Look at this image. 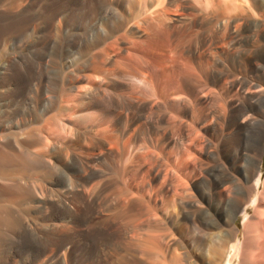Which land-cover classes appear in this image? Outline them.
Listing matches in <instances>:
<instances>
[{"label": "rangeland", "instance_id": "374dc122", "mask_svg": "<svg viewBox=\"0 0 264 264\" xmlns=\"http://www.w3.org/2000/svg\"><path fill=\"white\" fill-rule=\"evenodd\" d=\"M143 1L150 0H0V170L25 175L24 191L14 185L18 182L0 179V264H229L232 247L243 238L242 210L246 208L251 221L262 214L264 217V196L260 198L264 195V104L257 105L253 96L242 95L244 89L264 88L263 2L239 0L242 6L231 16L211 14L205 6L207 0H198V6L194 0H159V13L170 9L163 17L180 18L177 22L164 18L165 25H171L174 33L182 31L194 38L182 46V51L194 61L200 54L206 61H195L197 81L195 76L192 82L184 80V92L179 94L182 100L172 110L153 103L161 80H146L138 74L133 81L134 76L126 77V71L123 76L120 71L126 70L122 59H126L125 47L129 45L123 23L131 12H141L142 20L149 18L150 2ZM110 29L124 33L118 38L119 43L126 44L124 53L110 59L108 65L118 67L114 64L121 58V68L108 74L110 77L94 76L99 81V86L95 85L105 90L90 102L95 106L88 110L91 116L81 117L88 121L79 118L83 121L79 127L59 130L62 140L47 148L49 158H6L4 153L17 151L16 139L54 113L61 88L66 92L72 86L74 70L82 63V59L73 58L76 52L84 55V49L78 50V40ZM143 37H147L145 31L140 39ZM258 37L259 43L245 44L242 40ZM145 45L144 52L152 57L151 65L160 77L167 52ZM222 45L224 53L217 49ZM233 56L238 57L234 63ZM222 70L231 76L237 74L229 82L233 88L226 93L219 83ZM100 79L109 81L106 85ZM134 84L138 91L135 96L131 93ZM83 91L70 93L80 98ZM129 96L139 97L141 105L131 106ZM91 111L95 119L100 113L107 116L114 139L90 126L94 121ZM243 116H249V122L243 124ZM254 122L256 127L250 125ZM245 153L250 159L244 158ZM260 157L262 184L254 192L251 178ZM254 197L260 198L259 208L250 205ZM227 204L237 210L235 217L225 211ZM257 220L255 223L263 227L250 225V237L242 248L252 255L241 251L252 260L249 257L248 263L240 254L236 264H244V260L264 264V238H260L264 237V218ZM251 237L263 242L256 244ZM214 247L221 248L223 255H216Z\"/></svg>", "mask_w": 264, "mask_h": 264}, {"label": "bare ground", "instance_id": "6f19581e", "mask_svg": "<svg viewBox=\"0 0 264 264\" xmlns=\"http://www.w3.org/2000/svg\"><path fill=\"white\" fill-rule=\"evenodd\" d=\"M149 1V0H148ZM173 1V0H172ZM200 1V0H199ZM198 0L197 1H195L194 0V2L196 3L197 2V6H198V2H199ZM202 1V0H201ZM200 1V2H201ZM238 1L239 0H220V1H216V0H207V5H205V6H207L206 8L208 9V10H210L211 11V14H212V12H222V14H223V12L225 13V14H228V15H231V16H234V15H232L233 13H235L236 11H239V8H240V6H242V4L239 6L238 5ZM242 0H240V2H241ZM245 1H248V0H245ZM263 2L262 4H264V0H251V2H254V3H257V2ZM128 2V1H127ZM133 2V1H132ZM138 2V1H137ZM145 1H143V3H144ZM150 2V4H148ZM148 3H146L145 2V4H148V8H147V12L148 13H150L151 15H149V18H144L143 20L141 19L142 17L140 16V14L139 13H141V12H139V13H130L129 11H127V9H126V11H127V13L129 12L130 14H127L126 16V21L124 22V21H121V20H124V19H122L121 18V20H119L120 21V23L121 22H124L123 24L125 25L123 28H125V35H127V39H129L128 41H129V43H127V44H129V45H127L126 46V44L124 45L123 44V42H122V40H120L122 43H119V39L121 38V37H123L124 36V33H122L121 31L122 30H124V29H122V25L120 26V30H118V29H113L112 31H111V29H110V31L111 32H108V31H106V30H100L99 31V35H98V33H97V35H94L93 36V34L92 33H89L87 36L85 35V36H83V38H81L80 40H78V50L80 49V48H82V49H84L83 51H84V55H82V56H80V55H78L79 53L78 52H76L75 54H76V56H75V54H74V58H73V60H75L76 61V59H78V58H80V59H82L81 60V68H79V67H77L75 70H74V79L72 80L73 82L71 83L72 84V86L70 87V88H68L67 89V91L66 92H64V90L61 88V86H60V88H61V90L59 91L60 92V94L58 93V95H59V101H57V103H58V107L56 108V109H54L55 111H54V113L52 114V115H50L49 117H47V118H45L44 117V119L42 120L43 122H42V124L40 125V126H38L37 128H35V129H33L32 131H27L25 134H23L22 135V138L21 139H16L15 140V144H16V148H17V151L15 152L14 151V153H10V154H8V153H4L3 155H5V156H7L6 158H9L10 159V157H17V158H19V159H25L26 161H27V159H34V160H38V161H42V160H44L45 159V157L46 158H49L48 156H49V152H50V150H47V148L49 149V147H50V149H51V147H53V146H57L58 145V142L60 141V140H62L61 138H62V136L60 137V133H61V131H59V130H66V128L68 127V128H75L76 126L77 127H79V125L81 124V122L83 123V121H81L80 119H83V118H81V117H87V118H89L91 115L88 113V110H91L92 108H94L95 106H92L91 105V103H92V100H93V98H94V96H96V95H100V92L102 93V90L104 91L105 89H103V88H99V87H97L96 85H95V82L97 83V82H99V81H97L95 78L96 77H100L101 75H105V77H106V75H108V74H112V72L115 70L116 71V68H117V70L119 69L118 67H120L121 68V64L120 63H122L121 61L123 60L124 62L122 63V67H124L123 66V64L125 65V63H126V70L123 68L122 70H120V71H122L123 72V76H124V72L126 71V73H125V75H126V77L128 76L129 78H131L132 76H134L132 79H133V81L135 80L136 81V79H138V78H136L137 76H138V74H143L144 75V77L146 78V80L147 79H149V80H156V79H159V80H161V83H159V85H157V87H158V91H156L157 93H155V97H154V102L153 103H155V104H161V105H166L167 107H170L172 110L173 109H175L176 108V106H177V103H178V100H182V97L181 96H179V94H181V93H183L184 92V89H185V84L184 83H186L187 82V80H188V82H192V78L195 76V65H196V62L195 61H197V63L199 62V63H203V57L201 56V54L200 55H197V56H199L198 58H196L195 57V61L194 60H192L193 58H191V55L189 56V54H186V52L184 53L183 51H182V46L185 44V43H187L188 41L190 42L191 40H192V38H193V36H191V35H189V34H187V33H184V32H182V31H179V32H177V33H174L173 32V28L171 27V25L170 24H168V25H170V26H166L165 25V20H164V18L165 19H167L169 22H177L178 21V18H179V16H178V18H177V15H175L174 14V12H176V11H173V15H175V16H169V17H171V18H166V17H163L165 14H163L164 13V11H163V13H159V12H162L161 10L159 11V9L160 8H158V7H160V5L162 6V4H160V1L159 0H156V2L154 1V0H150ZM243 2V1H242ZM241 2V3H242ZM250 2V3H251ZM141 3V2H140ZM162 3V2H161ZM164 3V2H163ZM172 3H174V2H172ZM203 3H205V2H203ZM244 3V2H243ZM131 4V3H130ZM134 4H135V2H134ZM240 4V3H239ZM132 5H133V3H132ZM175 5V4H174ZM247 5V4H246ZM245 5V6H246ZM164 6H166V5H164ZM199 6H201L200 4H199ZM264 6V5H263ZM128 7V6H127ZM145 7H146V5H145ZM174 7H179V6H174ZM157 8H158V11H157ZM165 8V7H164ZM163 8V9H164ZM180 8V7H179ZM179 8H176V9H178L179 10ZM162 9V8H161ZM169 9V8H168ZM201 9H203V8H201ZM205 9V8H204ZM243 9V8H242ZM109 10V9H108ZM131 10H133V8L131 9ZM146 10V9H145ZM170 10V9H169ZM169 10H167V12L165 11V13H166V16H167V14L169 13L170 14V11ZM207 11V10H206ZM246 11V10H245ZM252 11H253V9H252ZM135 12H137V11H135ZM146 12V11H145ZM172 12V11H171ZM203 12H205V10H203ZM244 12V11H243ZM106 13V15H107V13H108V11L105 9V12H104V14ZM178 13H179V11H178ZM202 13V12H201ZM208 13V12H207ZM146 14V13H145ZM168 14V15H169ZM172 14V13H171ZM144 14H142V16H143ZM148 15V14H147ZM163 15V16H162ZM220 15V14H219ZM230 16V17H231ZM121 17H123V16H121ZM180 17H181V14H180ZM222 17V16H221ZM223 18V17H222ZM226 18V17H225ZM235 18V17H234ZM237 18H238V16H237ZM241 18V17H240ZM119 19H120V17H119ZM180 19V18H179ZM209 19V18H208ZM231 20H233V18L231 19ZM231 20H229V21H231ZM233 21H235V20H233ZM232 21V22H233ZM103 22V21H102ZM168 22V23H169ZM242 22V25H243V21H241ZM228 23H230V22H228ZM245 23V22H244ZM172 24V23H171ZM173 24H175V23H173ZM172 24V25H173ZM178 24V23H177ZM239 24H240V22H239ZM246 24V23H245ZM114 25V24H113ZM228 26H229V24H228ZM235 26H236V24H235ZM113 27V26H112ZM114 27H116L115 25H114ZM230 27V26H229ZM111 28V27H110ZM223 28H224V26H223ZM223 28H221V29H223ZM235 28V27H234ZM243 28V27H242ZM253 28V26L251 27V29ZM256 28V27H255ZM219 29V28H218ZM264 29V28H263ZM180 30V29H179ZM259 30V29H258ZM145 31V34H147V37L144 39V37H143V39L144 40H141L140 39V35H141V33H143ZM184 31V30H183ZM188 31H190V30H188ZM215 31H218L217 29H215ZM222 31V30H221ZM235 31H237V30H235ZM256 31H257V29H256ZM121 32V33H120ZM147 32V33H146ZM187 32V31H186ZM195 32V31H194ZM220 32V31H219ZM264 32V31H263ZM191 33V32H190ZM192 33H193V31H192ZM196 33V32H195ZM215 33V32H214ZM96 34V33H95ZM216 34V33H215ZM218 34V33H217ZM143 35V34H142ZM195 35V34H194ZM210 35V34H209ZM121 36V37H120ZM120 37V38H119ZM192 37V38H191ZM208 37H210V36H208ZM110 38H113V40H109ZM119 38V39H118ZM194 39V38H193ZM212 39V38H211ZM215 39V38H214ZM260 38L258 37V38H256V39H242L243 40V42L246 44H248V43H250V42H252V44H253V42H258V41H260L259 40ZM83 40V42L81 43V45H79L80 44V42ZM216 40V39H215ZM125 41H126V39H125ZM195 43V42H194ZM259 43V42H258ZM83 44V45H82ZM123 44V45H122ZM145 44H147V46H150V47H152V46H156V47H161V48H164V51L165 52H167V57H166V64L164 65V67H163V71H162V75H160V77L157 75V73H156V71L153 69V67H152V65H151V63H152V57H150L149 55H147V54H145V52H144V48H147V47H144L143 48V46L145 45ZM192 44V43H191ZM190 44V45H191ZM197 44H199L198 42H197ZM196 44V45H197ZM211 45H213V44H211ZM210 45V46H211ZM219 45V44H218ZM124 46H126L125 47V53H127V57H125L126 59V62H125V60L124 59H122L121 61H119L121 58H119V62L117 61V63L115 62V64L114 65H116V64H118V67H117V65H116V68H113V67H110V66H113V64L111 65L110 64V66H108L109 65V61H110V59H114V58H116L115 56H117V55H119V54H123L124 52ZM146 46V45H145ZM215 46V45H214ZM156 47H154V48H156ZM198 48H199V45L197 46ZM218 47V46H217ZM221 47H223V45L222 46H219V48H217V49H219V52L220 53H224V49L223 48H221ZM224 47H226V46H224ZM141 48V49H140ZM182 48V49H181ZM215 48V47H214ZM264 48V47H263ZM68 49V48H67ZM81 49V50H82ZM209 49V48H208ZM210 49H211V47H210ZM91 50H94L95 52L94 53H92V51ZM154 50V49H153ZM185 50V49H184ZM213 50V49H212ZM234 51H235V48L233 49ZM264 50V49H263ZM127 51V52H126ZM147 51V50H146ZM213 51H215V50H213ZM123 52V53H122ZM149 51H147V53H148ZM200 52V51H199ZM209 52V51H208ZM218 52V53H219ZM83 53V52H82ZM207 53V52H206ZM205 52H204V54H206ZM210 53H212L211 51H210ZM209 53V54H210ZM215 52H213V54H214ZM237 53V52H236ZM252 53V52H251ZM68 54V53H67ZM73 54V53H72ZM150 54V53H149ZM203 54V53H202ZM203 54V55H204ZM213 54L211 55V56H213ZM250 54V53H249ZM151 55V54H150ZM192 55H194V54H192ZM242 55V54H241ZM69 56V55H68ZM194 56H196V55H194ZM205 56V55H204ZM228 56V55H227ZM244 56H245V54H244ZM261 56V55H260ZM162 57V56H161ZM246 57V56H245ZM123 58V57H122ZM165 58V57H164ZM163 58V59H164ZM237 59H238V57H232V59H231V61H232V63H234V62H236L237 61ZM151 60V61H150ZM207 60V59H206ZM228 60V59H227ZM242 60V59H241ZM70 61H71V59H70ZM163 61V60H162ZM204 61H205V59H204ZM208 61H210V58H209V60ZM206 62V61H205ZM79 63V62H78ZM208 63V62H207ZM222 64H226L225 63V61H222L221 62ZM120 64V65H119ZM209 64H211V63H209ZM208 64V65H209ZM162 66V65H161ZM206 66H207V64H206ZM115 67V66H114ZM157 67V66H156ZM198 67H199V65H198ZM202 68H203V66H201ZM200 67V68H201ZM261 67V66H260ZM263 67V66H262ZM79 68V69H78ZM127 68H128V70H127ZM155 68V67H154ZM201 68V69H202ZM74 69V68H73ZM199 69V68H198ZM200 69V70H201ZM162 70V69H161ZM199 70V73L200 72H202V71H200ZM115 71H114V73H115ZM120 71H117V72H120ZM226 71H229L228 70V68H227V70ZM225 70H222L221 72H220V74H219V83H220V87H221V90H222V92L223 93H226V92H228L229 90H230V88L232 89L233 88V86H230V84H229V82H230V80L231 79H234V78H236L237 76V74L235 75V74H233L232 76L228 73V72H226ZM261 71H263L264 72V68L263 69H261ZM113 73V74H114ZM202 74V73H201ZM110 75H108L109 77H110ZM115 75H117V74H115ZM114 75V76H115ZM197 75V74H196ZM94 76H96L95 78H94ZM113 76V75H112ZM118 76V75H117ZM198 76V75H197ZM108 77V78H109ZM196 77V76H195ZM104 78V77H103ZM102 78V79H103ZM136 78V79H135ZM140 78V77H139ZM199 78V77H198ZM97 79H99V78H97ZM127 79V78H126ZM195 79V78H194ZM53 80V79H52ZM101 80V79H100ZM106 80H108V79H105V80H101L103 83H105L106 84ZM124 80H125V78H124ZM129 80V79H128ZM139 80H141L142 81V79H139ZM148 80V81H149ZM184 80H186V82H184ZM190 80V81H189ZM100 81V82H101ZM109 81V80H108ZM108 81H107V83H108ZM130 81V80H129ZM129 81H127L126 80V82H129ZM143 81H144V79H143ZM196 81H197V77H196ZM101 82V84H103ZM187 82V83H188ZM130 83H132V82H130ZM136 83V82H135ZM145 83H147V81H145ZM144 83V86L146 85ZM66 84V83H65ZM99 83H97V85H98ZM133 84V83H132ZM148 84V83H147ZM155 84H157V83H155ZM64 85V84H63ZM62 85V86H63ZM67 85V84H66ZM69 85V84H68ZM107 85V84H106ZM109 85V84H108ZM129 86L131 85V84H128ZM135 85V84H134ZM133 85V87H135V88H131L132 89V91H131V93H134V96H135V93H137L138 91H136V85L134 86ZM137 85H138V83H137ZM99 86V85H98ZM101 86V85H100ZM103 86V85H102ZM132 86V85H131ZM142 86H143V84H142ZM153 86V85H152ZM140 87V86H139ZM138 87V88H139ZM146 87H148V86H146ZM105 88L107 89V88H109V87H106L105 86ZM143 89H144V87H142ZM148 88H150V87H148ZM154 87H152L151 88V90L153 89ZM156 88V87H155ZM135 89V90H134ZM141 89V88H140ZM71 90L73 91V90H77V91H80V90H84L82 93H83V97H80V98H78V94L76 95H74V94H72V93H70L71 92ZM108 90V89H107ZM135 92H134V91ZM150 90V91H151ZM69 91V92H68ZM130 91V90H129ZM141 91H142V89H141ZM99 92V93H98ZM153 92V91H152ZM155 92V91H154ZM211 92V91H210ZM239 92V91H238ZM264 92V88H262L261 86H256V87H254L253 89H247V90H243L242 91V95L245 97V98H248V96H253V99H254V101H255V104H257V105H259L260 103V105H263L264 104V95H262V94H264L263 93ZM79 94H80V92H78ZM130 93V94H131ZM140 93V92H139ZM146 93V92H145ZM151 93V92H150ZM96 94V95H95ZM106 93H104V95H105ZM138 94V93H137ZM140 94H142V93H140ZM102 95V94H101ZM110 95H112L111 93H110ZM150 96H152L151 94H149V97ZM49 97V96H48ZM47 97V98H48ZM104 97H106V95L104 96ZM130 97V96H129ZM141 97V96H140ZM147 97V96H146ZM145 97V98H146ZM206 97V96H205ZM51 98V97H50ZM52 98H54V97H52ZM99 98V97H98ZM131 98V100H128L129 101V103H130V105L131 106H140L141 105V100H140V98L139 97H130ZM148 98V97H147ZM129 99V98H128ZM54 100V99H53ZM125 100V99H124ZM126 101V100H125ZM124 101V102H125ZM54 102V101H53ZM91 102V103H90ZM182 102H184V99H183V101ZM89 103H90V105H89ZM127 103V102H126ZM128 103V104H129ZM56 104V103H55ZM152 104V103H151ZM183 104V103H182ZM127 105V104H126ZM51 106V105H50ZM92 106V107H91ZM53 107H54V105H53ZM146 107V106H145ZM153 107V106H152ZM151 107V108H152ZM179 107V106H178ZM50 108V107H49ZM147 108V107H146ZM160 108H161V106H160ZM48 109V108H47ZM150 109V108H149ZM152 109H154V108H152ZM170 109V110H171ZM178 109V108H177ZM160 110V109H159ZM179 110V109H178ZM49 111V110H48ZM177 111V110H176ZM97 112V111H96ZM91 113H92V117L94 118L95 117V114H94V112H92L91 111ZM100 113V112H99ZM90 116H89V115ZM110 115V114H109ZM97 116V115H96ZM250 116V115H249ZM249 116H246V117H244L243 116V119H242V123L244 124V123H247V122H249V120H250V118H249ZM80 118V119H79ZM93 118H90V120L91 119H93ZM106 118H107V116H103L101 113H100V116L97 118V119H93L92 121L93 122H86V123H90V126H92V127H94V128H96V132L98 133V134H104V135H108L109 134V137H111V135H112V138L114 137V135L113 134H111V133H109V130H110V127L107 125V121H106ZM109 119V118H108ZM83 120H85V119H83ZM87 120V119H86ZM85 120V121H86ZM79 121H81V122H79ZM88 121V120H87ZM85 123V122H84ZM144 123V122H143ZM110 124V123H109ZM257 124L258 123H256V122H254V123H251L250 125H253L254 127H256L257 126ZM85 126H87L86 124H84ZM111 125V124H110ZM68 130H70V129H68ZM111 132V131H110ZM63 133V132H62ZM63 135V134H62ZM64 137V136H63ZM108 137V136H107ZM253 138V137H252ZM108 139H110V138H108ZM114 139V138H113ZM116 140V139H115ZM110 141H111V139H110ZM114 141V140H113ZM127 141V140H126ZM109 142V141H108ZM112 142V141H111ZM110 143V142H109ZM114 143V142H113ZM113 143H111V144H113ZM115 143H116V145L118 146V144H120V143H118L117 144V140L115 141ZM114 143V144H115ZM110 144V145H111ZM113 144V145H114ZM124 146V145H123ZM116 146H114V148H115ZM111 148H112V146H111ZM117 148V147H116ZM115 148V149H116ZM118 149V148H117ZM119 150V149H118ZM264 151V150H263ZM4 152H6V151H4ZM119 152H120V150H119ZM49 153V154H48ZM263 153V152H262ZM246 154V153H245ZM245 154H243V155H245ZM262 156V155H261ZM4 157V156H3ZM244 158H246V160H248V159H250V156L249 155H245V157ZM5 159V158H4ZM8 159V160H9ZM12 159V158H11ZM10 159V160H11ZM260 159L261 160H258V162H257V164H256V167H255V174L253 175V178H251V182H252V184H253V189H254V192L255 191H259V189H260V187H261V184H262V178H261V174L259 173V168L262 166V163H263V159L260 157ZM6 160L7 159H5L4 161L6 162ZM16 159L14 158V160L12 159V161H15ZM1 161H3V159L1 160ZM186 161V160H185ZM8 162V161H7ZM11 162V161H10ZM133 162V161H132ZM29 163V162H28ZM123 170V169H122ZM244 176H245V178H246V181L248 182V181H250V177H248V176H246V172H244ZM0 179H10V180H12L13 182L15 181V182H18V184L16 183H14V185H16V187H18V188H20L21 190H23L24 191V188H25V186L24 187H22V184L23 183H25V175H24V173L22 172V171H17V172H14V173H10V172H8V171H2V170H0ZM8 180H6V181H8ZM122 181H124V180H122ZM220 184V183H219ZM7 186H8V183L6 184ZM11 185V184H10ZM223 185V184H222ZM6 186V187H7ZM11 187V186H10ZM27 187V186H26ZM222 187V186H221ZM13 188H14V186H13ZM30 188V187H29ZM263 189H264V185H263ZM10 190H11V188H10ZM14 190V189H13ZM40 190V189H39ZM14 192V191H13ZM16 193V192H15ZM263 193V192H262ZM258 194V193H257ZM256 194V195H257ZM264 194V193H263ZM136 196V195H135ZM236 196V195H235ZM261 196H264V195H260V198H261ZM132 197H133V195H132ZM36 198V197H35ZM260 198H257V197H254L253 198V200L251 199V201H250V205L251 206H253V207H258V205L260 206ZM264 198V197H263ZM122 199H124V198H122ZM25 200V199H24ZM134 201V200H133ZM263 201V200H262ZM264 202V201H263ZM19 203V202H18ZM248 204V203H247ZM8 207V206H7ZM231 207V205L230 204H227L225 207H224V209H225V211L228 213V214H231L232 216H236V209H233V208H230ZM233 207V206H232ZM234 208H235V206H234ZM237 208V207H236ZM259 208V207H258ZM262 208H264L263 206H262ZM3 210V209H2ZM6 210V209H5ZM258 210V209H257ZM6 211H8V210H6ZM6 211H5V213H6ZM259 211V210H258ZM3 212H4V210H3ZM4 213V214H5ZM242 214V216H243V228H244V233H243V238L241 239V241H238L237 243H235V245L232 247V252H233V254L231 255V258H230V260L228 261V263L229 264H236L237 263V261H238V259H240L239 258V256L241 257V255H242V253H241V251H245V250H242V248L244 247L243 245L244 244H247V242H246V240H247V237H250V235L249 236H247L248 235V231H250L249 230V227H250V225H255L256 226V224H258V225H261V223L259 224V223H255V221H254V219H258V218H260L261 217V219H258L257 221H261L264 217H262V215L259 217V216H257L258 218H253V220L251 221L250 219H249V216H248V212H247V210H246V208L245 209H243L242 210V212H241ZM257 213V212H256ZM260 213H262V211L260 212ZM259 213V214H260ZM9 214V213H8ZM130 214H131V212H130ZM5 215H7V213L5 214ZM124 215V214H123ZM132 215V214H131ZM137 215V214H136ZM144 215V214H143ZM256 215V214H255ZM257 215H258V213H257ZM122 216V215H121ZM147 216V215H146ZM144 217V216H143ZM5 218V217H4ZM129 218H130V216H129ZM116 219V218H115ZM126 219V218H125ZM132 220H133V218H131ZM121 220V219H120ZM149 220H150V218H149ZM149 220H147V222L149 221ZM234 220V219H233ZM119 221V220H118ZM120 222V221H119ZM124 222V221H123ZM144 222H145V220H144ZM146 222V223H147ZM122 223V222H121ZM129 223H130V221H129ZM133 223V222H132ZM135 223H136V221H135ZM139 223V222H138ZM143 223V222H142ZM264 223V221L262 222V224ZM140 224V223H139ZM208 224V223H207ZM212 224V223H211ZM137 225V224H136ZM210 225V224H209ZM215 225V224H214ZM262 227H263V225H261ZM261 226H258L259 228L261 227ZM254 227V226H253ZM257 227V226H256ZM255 228V227H254ZM258 228V229H259ZM260 229H263V228H260ZM259 229V230H260ZM257 230V229H256ZM251 232V231H250ZM252 232H253V228H252ZM254 232H257V231H255V229H254ZM259 233V232H258ZM258 233H257V235H258ZM160 234V233H159ZM250 234V233H249ZM196 235V234H195ZM211 235V234H210ZM222 235V234H221ZM253 236V235H252ZM264 236V235H263ZM135 237V236H134ZM254 237V236H253ZM133 238V237H132ZM138 238V237H137ZM209 238V237H208ZM208 238H207V240H208ZM221 238V237H220ZM223 238H224V236H223ZM255 238V237H254ZM254 238H252L251 237V239H253L255 242H256V244H259V243H261V242H263V241H261V240H263V239H260V238H264V237H258L259 239H257L258 240V242L256 241V239H254ZM205 239H206V237H205ZM204 239V240H205ZM235 239H237L236 237H235ZM251 239H248L249 241H248V244H250V243H252V244H250V245H253V241L251 242ZM137 240V239H136ZM210 240H212V238H210ZM209 240V241H210ZM208 242V241H207ZM211 242V241H210ZM217 242V241H216ZM220 243V242H219ZM219 245V244H218ZM249 245V246H250ZM255 245V244H254ZM261 245V244H260ZM264 245V244H263ZM211 246H213V245H211ZM221 247H222V245H220ZM247 246V245H246ZM217 247V246H216ZM224 247V246H223ZM248 247V246H247ZM252 247V246H251ZM257 247V246H256ZM255 246H254V249L256 248ZM258 247H260V246H258ZM213 249V250H212ZM211 250L212 251H214V253L217 255V253L218 252H222V251H219V250H221V248L219 249H215V247L214 248H212ZM224 249H225V247H224ZM223 249V250H224ZM246 249V248H245ZM259 249H261V248H259ZM247 250V249H246ZM211 251V252H212ZM250 251H252V250H249V252ZM259 252H260V254L262 253L261 252V250H258ZM257 251V252H258ZM264 251V250H263ZM210 252V253H211ZM224 252V251H223ZM229 252V251H228ZM246 253H247V251H245ZM209 253V252H208ZM213 252H212V254H214ZM246 253H244V254H246ZM241 254V255H240ZM242 255V260H243V256H245V258H247L246 257V255H252V254H246V255ZM259 254V253H258ZM264 254V253H263ZM221 255H223V253H221ZM220 255V256H221ZM250 256H248V258L246 259L247 261L251 258ZM259 256V255H258ZM227 257V256H226ZM250 257V258H249ZM256 257V259H257V256H255ZM224 258H225V255H224ZM244 258V259H245ZM258 258H260V257H258ZM262 258V257H261ZM220 259V258H219ZM176 260V259H175ZM175 260H174V262H175ZM216 260V259H215ZM251 260H252V258H251ZM259 260H261V259H259ZM222 261V260H221ZM246 261V262H247ZM263 261V260H262ZM245 262V260H244V262H242V263H246ZM260 261H258V263H259ZM173 263V262H172ZM180 263V262H179ZM217 263V262H216ZM248 263H250V260H249V262ZM248 263H246V264H248ZM178 264V263H177ZM215 264V263H214ZM218 264V263H217ZM260 264H261V262H260Z\"/></svg>", "mask_w": 264, "mask_h": 264}]
</instances>
